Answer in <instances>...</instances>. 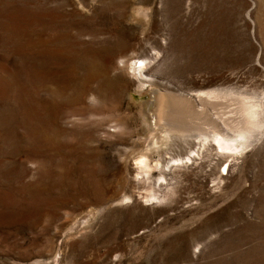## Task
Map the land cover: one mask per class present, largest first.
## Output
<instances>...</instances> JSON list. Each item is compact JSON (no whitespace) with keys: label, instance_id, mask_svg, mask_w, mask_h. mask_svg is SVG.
I'll use <instances>...</instances> for the list:
<instances>
[{"label":"rangeland","instance_id":"1","mask_svg":"<svg viewBox=\"0 0 264 264\" xmlns=\"http://www.w3.org/2000/svg\"><path fill=\"white\" fill-rule=\"evenodd\" d=\"M0 264H264V0H0Z\"/></svg>","mask_w":264,"mask_h":264},{"label":"bare ground","instance_id":"2","mask_svg":"<svg viewBox=\"0 0 264 264\" xmlns=\"http://www.w3.org/2000/svg\"><path fill=\"white\" fill-rule=\"evenodd\" d=\"M216 138H218V137H216ZM233 166H234V161H233V159H232V160H230V161L227 163V165H226V167H225V169H226V173H227V174H228L229 172H232Z\"/></svg>","mask_w":264,"mask_h":264}]
</instances>
